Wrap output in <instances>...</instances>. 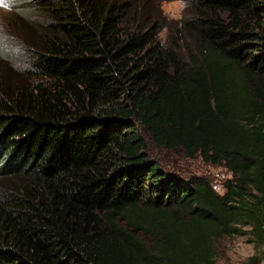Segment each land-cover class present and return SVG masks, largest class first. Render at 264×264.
<instances>
[{"label": "trees", "instance_id": "1", "mask_svg": "<svg viewBox=\"0 0 264 264\" xmlns=\"http://www.w3.org/2000/svg\"><path fill=\"white\" fill-rule=\"evenodd\" d=\"M180 1L160 41L151 0H12L0 264H216L218 238L264 239V0ZM145 137L230 178L173 174Z\"/></svg>", "mask_w": 264, "mask_h": 264}, {"label": "rangeland", "instance_id": "2", "mask_svg": "<svg viewBox=\"0 0 264 264\" xmlns=\"http://www.w3.org/2000/svg\"><path fill=\"white\" fill-rule=\"evenodd\" d=\"M11 2L12 0H8L7 7L0 6V35L7 37L5 43L0 40V52L5 54L6 61L12 67L23 70L26 69L28 63L25 50L14 36L8 35L18 36L16 31L18 18L16 17L20 16V13L17 14L16 11L17 4L14 2V8H12ZM151 2V20H156V28H159L158 37L160 41H163L166 25L177 22L181 18L183 4L180 0H151ZM32 26L36 35L43 30L38 22L33 23ZM19 31L22 33V28ZM2 70L3 66L0 67V73ZM145 141L150 158L157 160L162 167L173 174L184 178L206 177L211 184L216 185V189L220 192L223 190V181L230 178V173L221 166L204 164L198 157L188 158L178 150L165 151L156 148L147 137ZM243 229L248 230L249 227L246 226ZM249 256H255L259 261L258 264H264V239L256 240L249 233H236L220 237L215 242L216 264H245Z\"/></svg>", "mask_w": 264, "mask_h": 264}, {"label": "snow or ice", "instance_id": "3", "mask_svg": "<svg viewBox=\"0 0 264 264\" xmlns=\"http://www.w3.org/2000/svg\"><path fill=\"white\" fill-rule=\"evenodd\" d=\"M0 6L7 7L8 6V0H0Z\"/></svg>", "mask_w": 264, "mask_h": 264}, {"label": "built area", "instance_id": "4", "mask_svg": "<svg viewBox=\"0 0 264 264\" xmlns=\"http://www.w3.org/2000/svg\"><path fill=\"white\" fill-rule=\"evenodd\" d=\"M211 187H212V189L217 190L216 185L212 184Z\"/></svg>", "mask_w": 264, "mask_h": 264}]
</instances>
